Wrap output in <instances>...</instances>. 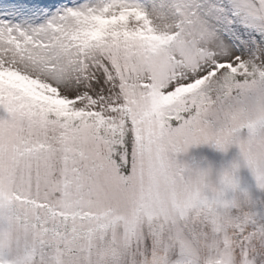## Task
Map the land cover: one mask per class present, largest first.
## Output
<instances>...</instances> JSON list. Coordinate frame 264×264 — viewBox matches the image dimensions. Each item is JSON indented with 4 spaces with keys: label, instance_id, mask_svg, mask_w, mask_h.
Masks as SVG:
<instances>
[{
    "label": "snow or ice",
    "instance_id": "6c2138e0",
    "mask_svg": "<svg viewBox=\"0 0 264 264\" xmlns=\"http://www.w3.org/2000/svg\"><path fill=\"white\" fill-rule=\"evenodd\" d=\"M202 3L44 0L40 25L0 22V264H250L264 248L239 161L216 178L179 158L236 145L264 189V47L219 40ZM240 13L264 32V0Z\"/></svg>",
    "mask_w": 264,
    "mask_h": 264
},
{
    "label": "rangeland",
    "instance_id": "374dc122",
    "mask_svg": "<svg viewBox=\"0 0 264 264\" xmlns=\"http://www.w3.org/2000/svg\"><path fill=\"white\" fill-rule=\"evenodd\" d=\"M68 2L71 3L73 0ZM239 2L240 0H203L202 8L210 9L213 16L220 17L219 20L212 19V16L209 19L216 26L217 38L225 44L240 51H250L256 44L264 47V32L246 26L243 13L234 15ZM45 6L44 0H0V22H8L10 25L38 26L49 14L44 12ZM229 18L232 20L231 23ZM179 158L200 167L211 166L213 176L216 178L221 170L230 169L233 161H239L240 167L235 173L238 187L234 195L238 199L247 200L253 212L264 213V189L256 186L250 170L239 157V149L236 145L230 146L227 151H221L212 144L195 145ZM249 261L250 264H264V248L252 253Z\"/></svg>",
    "mask_w": 264,
    "mask_h": 264
},
{
    "label": "clouds",
    "instance_id": "9594fccd",
    "mask_svg": "<svg viewBox=\"0 0 264 264\" xmlns=\"http://www.w3.org/2000/svg\"><path fill=\"white\" fill-rule=\"evenodd\" d=\"M156 23H157V25L160 26V27H163L164 24H165V22L162 21V20H160V19H157V20H156ZM167 23H168V24H171L172 21H171V20H168Z\"/></svg>",
    "mask_w": 264,
    "mask_h": 264
}]
</instances>
